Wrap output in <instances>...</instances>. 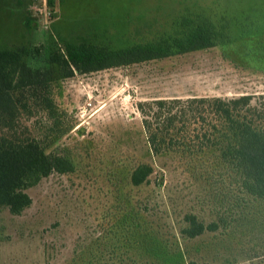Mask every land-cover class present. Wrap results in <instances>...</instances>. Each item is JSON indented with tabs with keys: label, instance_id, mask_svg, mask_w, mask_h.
Returning <instances> with one entry per match:
<instances>
[{
	"label": "rangeland",
	"instance_id": "1",
	"mask_svg": "<svg viewBox=\"0 0 264 264\" xmlns=\"http://www.w3.org/2000/svg\"><path fill=\"white\" fill-rule=\"evenodd\" d=\"M52 2L0 0V49L38 48L34 63L44 66L50 50L74 33L120 47L166 37L182 18L197 16L228 21L234 41L55 79L54 97L71 131L48 152L67 150L76 170L53 173L29 189L33 203L22 214L0 209V264H177L178 256L183 264L259 263L261 239L250 243L237 234L216 242L211 233L193 240L181 235L187 213L212 220L210 190L173 157L153 153L138 104L264 95V0ZM24 124L36 137L54 134L42 111ZM140 163L154 168L150 184L130 186V170ZM133 218L142 230H125Z\"/></svg>",
	"mask_w": 264,
	"mask_h": 264
},
{
	"label": "trees",
	"instance_id": "2",
	"mask_svg": "<svg viewBox=\"0 0 264 264\" xmlns=\"http://www.w3.org/2000/svg\"><path fill=\"white\" fill-rule=\"evenodd\" d=\"M26 24L32 27L30 18ZM233 41L228 21L197 16L182 18L176 32L166 37L120 47L74 33L50 50L44 66L34 63L38 48H1L0 209L22 214L33 203L29 189L53 173L76 170L67 150L48 152L71 131L54 97L55 79L164 60ZM138 109L153 153L173 157L210 190L207 208L212 220L187 213L181 235L193 240L211 233L218 242L240 234L250 243L264 241V95L155 99L140 102ZM39 111L52 122L54 134L36 137L24 124ZM153 172L151 164H138L130 170L129 185L150 184ZM134 219L125 226L128 232L143 229L144 224ZM177 262L183 264L179 256ZM188 264L209 263L190 260ZM250 264H264V256Z\"/></svg>",
	"mask_w": 264,
	"mask_h": 264
}]
</instances>
